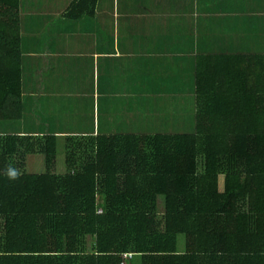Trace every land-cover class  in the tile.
I'll list each match as a JSON object with an SVG mask.
<instances>
[{
	"label": "trees",
	"instance_id": "obj_1",
	"mask_svg": "<svg viewBox=\"0 0 264 264\" xmlns=\"http://www.w3.org/2000/svg\"><path fill=\"white\" fill-rule=\"evenodd\" d=\"M18 1L0 0V121L37 132H0V264H122L131 251L143 264H204L206 251L208 264H264V54L196 58L192 132L41 133L25 119L37 69L23 63ZM34 154L41 172H27Z\"/></svg>",
	"mask_w": 264,
	"mask_h": 264
},
{
	"label": "crops",
	"instance_id": "obj_2",
	"mask_svg": "<svg viewBox=\"0 0 264 264\" xmlns=\"http://www.w3.org/2000/svg\"><path fill=\"white\" fill-rule=\"evenodd\" d=\"M73 1H18L23 63L37 69L23 84L25 111L37 117L25 119L41 133L191 132L196 58L264 54V0H95L91 13L70 18ZM52 116L55 127L46 124ZM26 123L7 131L37 132ZM185 245L177 241L175 254L190 261ZM142 256L122 264H143Z\"/></svg>",
	"mask_w": 264,
	"mask_h": 264
},
{
	"label": "rangeland",
	"instance_id": "obj_3",
	"mask_svg": "<svg viewBox=\"0 0 264 264\" xmlns=\"http://www.w3.org/2000/svg\"><path fill=\"white\" fill-rule=\"evenodd\" d=\"M114 61V58H108V62H113ZM108 64V63H107ZM187 91V89H186ZM46 100V99H45ZM90 104H91V101H90ZM184 104V103H183ZM190 106H188L187 104L184 105V109L186 108H189ZM183 109V110H184ZM53 118V116L51 117V119ZM20 121H12V122H7V121H0V131H2L4 128H11V127H15V126H18L20 125L19 123ZM88 126V123L85 122L82 126H78V129H86ZM51 127H55V125H52ZM6 129V130H7ZM192 132V131H191ZM62 143H63V139L62 138H58V153L57 156H56V163L59 164L57 165V167H55V170L57 171L58 169L59 170H62L64 168V163L62 162V152H60L61 150V146H62ZM40 156V157H39ZM41 158V155H30L27 159H26V162H27V170L30 171V172H37V171H43L44 170V163L43 161L41 160L39 163H37L36 161L38 159ZM63 171V170H62ZM90 239H88V243L90 242L89 241Z\"/></svg>",
	"mask_w": 264,
	"mask_h": 264
},
{
	"label": "clouds",
	"instance_id": "obj_4",
	"mask_svg": "<svg viewBox=\"0 0 264 264\" xmlns=\"http://www.w3.org/2000/svg\"><path fill=\"white\" fill-rule=\"evenodd\" d=\"M4 174L9 178V179H16L20 175L18 169L9 166L7 169H5ZM130 257V256H128ZM127 257V258H128Z\"/></svg>",
	"mask_w": 264,
	"mask_h": 264
},
{
	"label": "built area",
	"instance_id": "obj_5",
	"mask_svg": "<svg viewBox=\"0 0 264 264\" xmlns=\"http://www.w3.org/2000/svg\"><path fill=\"white\" fill-rule=\"evenodd\" d=\"M131 253H132V252H127V253H124V254H123V257H124V258H127L128 256H130V255H131Z\"/></svg>",
	"mask_w": 264,
	"mask_h": 264
},
{
	"label": "bare ground",
	"instance_id": "obj_6",
	"mask_svg": "<svg viewBox=\"0 0 264 264\" xmlns=\"http://www.w3.org/2000/svg\"><path fill=\"white\" fill-rule=\"evenodd\" d=\"M96 129V128H95ZM107 131V130H106ZM115 132V131H114ZM94 133V132H93ZM101 133V132H100ZM125 133V132H124ZM86 134V133H85ZM90 134V133H89ZM115 134V133H114ZM117 134V133H116ZM104 135V134H103ZM64 137V136H63ZM65 162V161H64ZM66 167V165H65ZM65 171V170H64ZM60 174V173H59ZM101 207V206H100ZM100 210V209H99ZM129 258V257H128ZM140 258V257H139ZM127 259V258H126ZM141 262V261H140Z\"/></svg>",
	"mask_w": 264,
	"mask_h": 264
}]
</instances>
